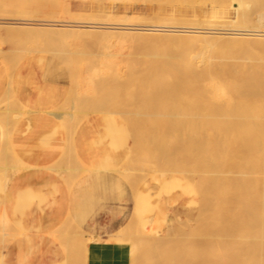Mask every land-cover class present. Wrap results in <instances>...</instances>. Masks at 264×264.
I'll return each instance as SVG.
<instances>
[{"label": "bare ground", "instance_id": "obj_1", "mask_svg": "<svg viewBox=\"0 0 264 264\" xmlns=\"http://www.w3.org/2000/svg\"><path fill=\"white\" fill-rule=\"evenodd\" d=\"M80 1L87 3L91 0ZM131 1L133 0H109V2L112 3H127ZM164 1L165 0H163V2ZM172 2H174L175 6L208 7L211 9L213 8V10L210 16H191L182 18L169 15L159 20L158 17L156 18L157 21L154 19V16L149 14L132 12L133 14L115 15L109 13L106 15L105 20L111 23H100L97 21L100 20L99 18H94L87 22H75L74 19H88V17L91 16L88 15V12L86 14L83 11L74 15L71 11L73 16L70 14V9L68 10V7H66L65 9L63 8L65 11V14H63L64 16L62 15L58 17L56 21L54 20L55 23L37 24L39 26L36 28L33 22L24 23L23 21L25 27L18 29V27L16 28V21H13L16 23V26H12L14 29L12 28L11 31L8 30L11 34L7 32V37L11 36L12 33H18L20 31L23 32L20 33L22 36L24 32H26V34L30 33V35H32L31 37H33V39L35 38V40H37L36 38L40 39V35L41 37L44 35V37L48 38L50 41L60 42L68 45V47H72L70 48L72 50L74 47L80 49L81 52L79 50L70 52V49H68L69 51H64L63 47L59 45L62 51L59 49L56 51V49L55 52H58L56 56L58 54L63 55L62 59L67 64L64 70L69 79L75 75H79L75 83L78 80L80 89L85 90H83L84 94L88 92L86 88L90 93L92 92L91 94H93V91H96L98 87H96V82H94V85L93 79L95 81V78L98 77L100 80L96 79L97 84H101L98 88L99 92L100 88L103 87L110 89L109 92H107L108 96H102L103 98H100L98 102L93 105V107L95 106L94 108L100 112H112L116 113V116L119 114V116L121 115L130 119L132 123L131 117H136L135 113L138 112L136 115H139L140 112L139 117H141L142 114L140 109H142V105L146 106L145 108L147 109H149L148 106H151L154 111L156 102H158L163 112H165L164 110H169L173 118L171 123L176 126L174 129V126L171 125V130H173L172 135L176 138L175 140L179 146L177 152L181 158L179 160L177 158L178 161H174L170 158L171 156L167 157L169 156L168 153L165 154H168L167 156L163 155V152H165L163 151L164 149H167L166 151L169 152L172 147L169 141H165L167 142L165 144H168L171 149L166 148L168 145L164 146V143H160L164 135L159 134L160 132H156L157 128L160 126L155 125L156 131H153L156 133L149 132V134L161 136H159V140L155 139V136H150L152 139L154 138L153 141L150 139L152 142L155 143L156 140L159 141L155 143V147L158 148L154 149L155 151L152 150L154 152L151 151V154L155 153V155H152H158L159 153H157V151L159 147L162 146L161 151L163 152L161 155L165 157L162 162L163 168L160 169L158 166L156 170H152L160 162L157 164L154 163L156 160H154L153 157H151L153 158L151 159L153 162L149 161L148 158L150 156L146 154L150 152L149 150L147 151L148 148H145L147 146H145L144 149L149 153H146V156L143 157L142 153L144 149L139 145V147H135V149L139 148L140 150V148H142L141 151H143L139 152L136 150L134 152H138V154L141 153L142 158L140 159L146 157V160L139 163L136 159L128 163V160H131V158H129L122 164L120 168L121 172L119 169L113 170L119 171L120 174H124L122 176L123 180L127 184L134 186L135 191L139 184L147 177L143 171L161 172L164 175L167 174L171 176H175L174 174L176 173L180 174L177 180L182 195L193 198V204L199 207L195 217H193L195 220L193 219L191 221L194 225H191V222L186 224L189 232L183 229L185 232L182 230L183 233L181 231L178 235V238L183 242H180L179 239L177 240V237L171 236L175 237V240L182 244V247H180L184 250L181 251V249L178 248L180 244L176 245L177 243H175L171 245L172 242H176L175 240L172 241L174 238L163 236L146 227L137 208L140 200L137 195H133L134 198L131 200L132 202L134 201L136 210L131 212L128 225L134 227L138 224L139 226L142 225L143 230H140L139 226L137 227L142 234H140L139 231L138 234L136 229L135 234L138 235L136 236L134 234V236H136L134 239H132V236H124V233L120 231L106 237H96L90 235L84 236V231L82 230L81 236H79V234L78 237L76 236L77 234L75 235L77 238L74 244L77 250H73L72 252H76L71 255L72 263L74 259L73 256H77L78 260L80 259V253H83L80 250L83 248L86 251L88 249H95L96 251H100V253L112 252L120 248V257L118 258H124L127 254H129V257L131 255V257H133H130L131 260L128 261L129 263L127 264H264V14L257 13L255 20L254 18L252 19L249 12L250 3L247 0H171V3ZM30 4L32 5L33 3L30 2ZM163 4H165V2L162 3V5ZM166 4L168 3L166 2ZM219 8L227 9V11L217 14V9ZM230 8L234 10L235 14L233 17H229L228 10ZM34 9L33 7L32 11H35L37 14V10ZM21 10L20 11L23 13V9ZM18 13L17 15L19 16ZM31 13H28V15H33L34 12ZM29 16L24 17V19L27 17L29 18ZM253 20L257 23L256 25L253 24ZM18 22L19 24L21 22V25L23 24L22 21ZM101 29L108 30L102 31ZM8 33L10 34L9 36ZM15 35L12 36L14 37ZM17 35L19 36V33ZM40 43H42V41H39V44ZM46 43L47 42L44 43L45 45L43 47L47 45ZM35 44L37 45V43ZM50 44L52 43L50 42ZM113 47L117 50H126V60L124 62L127 65L129 64V66L123 62L126 67H128L125 72L120 71L119 60H117L115 53H97L96 51V53H92L83 52L82 50L96 48V50L105 51ZM20 54H22V52ZM72 54L84 55L85 58H77L75 60L73 57H70ZM16 62L17 60L14 63ZM14 63L12 62L13 65ZM124 64L123 66H125ZM9 66H11V64ZM9 66H7L6 69L10 73L12 69ZM70 82V85L73 83L76 87L73 79H71ZM112 84L113 86H111ZM74 86H72V88ZM14 88V84L8 86L6 88L8 96L5 95L2 100L0 99L1 126L2 122L5 123L4 120L8 117H12L14 118L13 120L16 121L26 112V110H22L23 108L18 111L11 109L12 104L15 103L13 100L14 97H12ZM121 89L123 92L124 90L127 91V93H125L127 97H124V95V98L118 97L120 96L118 95L119 90L122 92ZM137 99H140L137 104L142 105L133 109ZM82 100H84V95L82 96ZM67 101L69 102V99ZM89 102H91L90 99ZM153 103H155V108L152 106ZM81 105L82 104H80V106ZM14 106H16V104H14ZM67 108H69V106ZM90 108H92V104ZM153 111L150 109L149 112L152 114L154 113ZM47 112L49 115H54V117L60 113H56L54 110ZM66 112L67 114L69 113V111ZM91 112L93 113V111ZM63 113L62 115H67L65 112ZM83 113L86 115L87 111ZM147 114L144 115L143 113L145 117ZM156 114L157 117H155L154 114H152V116L154 115V118H158L159 111ZM160 115H163V113ZM160 115L159 117H161ZM59 116L60 115L57 117ZM69 116H71V114ZM72 116H74V114ZM72 116L70 121L67 118V124L72 127L71 129L67 126V129H71L69 130L71 132L67 130L69 135L76 130L75 124H79L82 120H80L77 115V120L75 119L76 121L74 120L73 123L75 125L74 127V125L71 124L73 122L72 118L74 119L75 117ZM62 117L63 116L59 118L61 119ZM161 119L159 121H161ZM65 120L66 119H64V121ZM78 120L80 121L77 122ZM153 120L152 118V120L147 121V125H149L151 121L152 123H150L153 124L154 127ZM155 120L157 121L158 119ZM167 120L168 119H166V121ZM166 121L164 120L163 122V126L165 125V127L166 125L169 126ZM138 122L137 120V124H139ZM126 124H128V122ZM157 124L160 125V123ZM168 126L167 128H170ZM64 127L66 128V125H64ZM153 127L152 129H154ZM2 128H4V126ZM6 128H4L5 133L8 132ZM147 128L148 127H146V129ZM7 129L10 128L8 127ZM11 129L9 131H11ZM8 134L4 135V133H2V136L4 135V140L8 139ZM139 134L141 133L139 132ZM73 135L76 136V133L74 132ZM71 137L72 136L69 138L72 139ZM164 138L165 137H163V139ZM143 139L146 143L148 142L146 137H143ZM151 141L149 143H151ZM171 141L173 143V140ZM136 142H134L135 145ZM145 142L142 143L144 144ZM9 144L11 143L9 142L8 145ZM9 148L11 149L9 156L16 162L15 168H12L10 165L14 173H17L21 168H23V170H25V167L30 168V165H26L27 163L25 164L21 160L16 159L11 146ZM131 155L132 152H130L128 157ZM4 156H8V154ZM137 156L138 155H134V158ZM172 158L174 159V157ZM184 158L189 160V166L187 167L185 166L187 163H185L186 161H184ZM7 163L10 162H6V164ZM6 164H3L5 166L0 168V175L2 179H4V188L2 187L4 192L10 190L11 186V183L8 184L9 177L7 171L9 167H7ZM52 165L55 166V164ZM54 166L52 167L54 168ZM46 167L48 169L50 168L48 165ZM88 170L87 168L83 171L88 172ZM109 170L112 171L111 169ZM61 171L63 170H60V172ZM136 171L143 172L144 176L135 180L133 173L135 172L136 174ZM66 184L70 187L72 183L68 181ZM65 220L67 219H64V221ZM65 222L69 223V225L71 223L72 228L76 227L72 221L68 222L67 220ZM9 224L10 222L6 214L3 212L0 216V226L2 230L6 228L11 229ZM188 224L190 227L192 226V230L189 229L190 227L188 228ZM130 228L133 232V228ZM56 231L57 230H55V233ZM131 231L129 230L130 233ZM3 232H1L3 233V238H5V236H9V238L0 239V247L4 246V242H7V240H14L17 236L19 237L25 233L24 230L11 233ZM51 232L53 231L51 230ZM62 232L63 230L60 233ZM57 235L58 234L54 236L57 237ZM146 237L148 239H146ZM55 240L56 238L54 241ZM127 243L136 244H131L133 247H131V249L133 250L129 249V252L126 250L127 254H124L126 252L123 250V247L124 244ZM71 244L70 249L67 248L68 250L74 248L73 246L71 247ZM183 244L186 245V248ZM173 246L178 247L175 249ZM77 253L79 255H77ZM112 257V259H114V256ZM77 258L75 257L76 261ZM84 258L86 257L84 256ZM64 260L67 261V257ZM80 263L82 262L80 261L79 264Z\"/></svg>", "mask_w": 264, "mask_h": 264}, {"label": "rangeland", "instance_id": "obj_2", "mask_svg": "<svg viewBox=\"0 0 264 264\" xmlns=\"http://www.w3.org/2000/svg\"><path fill=\"white\" fill-rule=\"evenodd\" d=\"M172 1H175V0H172ZM247 1H249V3H250V11L249 12H250V16L252 19L254 18V20H255L257 13L264 14V5H262V4H264V0H256V1L255 0H247ZM30 2L33 4L35 3V4L34 5L32 4L33 5L32 6L30 4ZM157 2H161V3H157ZM164 2H165V4L162 5V3H164ZM164 2H163V0H133V1L127 2V3H112V2H109V0H97V2H96V0L95 1L91 0L90 2H87V3H83L80 0H42V2H41V0H20V1L19 0H0V74H2L3 81L6 84V86L4 88L5 91L3 92L2 97L0 99L2 100L3 96L5 97V95L8 96L6 88L10 85L16 84L17 82H20V84L24 88H27L28 90H30V94H32V96H33V94H35L39 90L40 91H42V90L47 91V88L49 86L59 87L62 90V96L60 99V103L58 104L56 109H54V111H56V113L60 112L58 115H60L59 117L63 116L62 117L63 119L61 118L63 121L59 117H57L58 116L57 114H56L57 116L54 117V115H49L48 112H46L48 116L52 117L51 120L57 125V128L55 129L56 130L55 134L56 135L61 134L67 141L66 148H65L64 152L62 153L58 163L54 167L55 173L60 178L64 179L65 183H67L68 181H69V183H74L81 176L83 178H85L86 176H90L89 174L96 172L95 177H98V180H96V187H98L100 191H101V189H103L104 191H105V189H107V193H108V197L107 196H104V197L100 196L99 197V204L102 202H107V201H109V199L112 200V198L111 197L109 198V196H112V197L114 196L113 200L114 201L116 200L117 202L121 203L123 201L122 196L124 194L129 193L130 199H132V198H134V196H136V195L138 196V194L141 191H144L146 188L150 187V185L152 186L157 181H165L167 184V185H165L166 187L160 188L159 189L160 193H159V195H157V197L159 198V196H160V198L157 199V197L155 196L156 197L155 200L153 199L154 202L158 201L156 204V210L151 211L153 209L152 206L151 207H149L150 205L148 206L150 212L148 211L147 215H149V216L153 215L155 217V219H154L155 222H154L153 226L148 225L144 220H143V223L146 225V227L148 229H151V230H153V231H155V232H157L163 236L165 235V236H168L169 238H174L172 240V241H174L176 239L175 237H177V240L178 239L180 240V238H178L179 237L178 235L181 233V231L183 229L185 231L187 230L189 232L186 224L188 222L190 223L193 219L195 220V218H193V217H195L196 211L199 208L193 204V198H191L190 196H187V195H182L181 188H180L179 182L177 180V177L180 174L176 173V174H174L175 176H171V175H167V174L164 175L161 172L155 173V172H149L148 170H147V172L143 171V172H145L147 177L139 184L136 191L134 189V186L127 184L123 180L122 176L124 174H122V173L120 174V172H121L120 168H121L122 164H124L125 160L127 161L129 158H131L130 161L128 160V163L133 162V160L135 161L136 159H137L136 161H138L139 163H142V161L146 160L145 159L146 157L144 159H140V158H142L141 153L138 154V152L137 153L134 152L136 150H138L139 152H142L143 150L141 151V149L142 148L144 149L145 146H147L145 148H148L147 151L149 150L150 153L147 152L146 149H144V151L142 153L143 157L147 155V156H150L148 158L149 161L153 162V160H151V159L154 158V160H156V162H154V163L157 164L160 162L152 170H156L158 166L160 167V169L163 168L162 162L164 161V158H165L161 155L163 151H165V152H163L164 156H167L169 154V156H167V157L171 156L170 158L174 161L175 160L178 161L181 158V157H179V154L177 152L179 146L177 144V141L175 140L176 138L174 137V135H172L173 130H171V127L174 126L173 128L175 129L176 126L173 123H171V120L173 118L171 117L169 110L168 111L164 110L165 112H163L162 111L163 109H162V107L160 108L158 102H156V108L154 106L155 103L152 104V106H154V108H155L154 111H153V108H151V106H148L149 109H147V108H145L146 106H143L142 104H137L138 101H140V99H141V97H140V99H137V101L134 100V101H136V104H134L133 109L142 105L141 106L142 109H140L141 107L139 108L141 110L142 115H141V117H139L140 112H139V115H136L138 112L135 113L136 117L133 116L135 119L133 117H131L132 123H131L130 119H127L121 115L119 116V114L117 115L118 116L117 117L116 113H112V112L110 113L109 112L110 113L109 114L107 111H105L106 113L102 111L103 112L102 113L99 110H97L96 108H94L95 106L93 107V105H95L100 98L108 96L107 92H109L110 89H107L105 87L100 88V92H101L100 93L98 88H99V85H101V84H97V81H96V79H99V77H98V78H95V81L93 79V83L96 82V85H97L96 87H98V88H96V91L94 92L93 90H91V91H93V94H91L92 92L90 93V91L86 88V90L89 93L87 92L88 94L87 93L84 94L83 93L84 89L83 90L80 89V87H79L80 83L78 82V80L75 83V80L79 78V75H75L74 77L71 78V79H73V82L76 85V87H75L72 83L71 85L74 86L72 88V86L70 85L71 79L68 78V76L64 70L65 65H67V64L62 59L63 55L58 54L56 56V54L58 53V52H55L56 49H57L56 51H58V49L62 51L60 46L63 47L64 51H69L68 49H70L72 47H70V46L68 47V45H65V44L60 43V42L50 41L48 38H45L44 35H42V37L40 35L39 36L40 39L36 38L37 40H35V38L33 39V37H31L32 35H30V33L26 34V32H24V34L26 36L24 34L22 36V34L20 35V33H23V32H21L20 30H19L20 32H18L19 36L17 35L18 34L17 32L12 33V35L16 34L17 36L15 35L13 37L11 35L13 38L11 36H9L11 34L9 31H11V29L13 27H15L16 25H17L16 28L18 27V29H20L21 27H25L24 26L25 22H27V23L33 22L35 24L36 28L39 26L37 24L41 25L42 23H44V24L55 23L54 20L56 21L58 19V17L65 14L64 9L66 7H68V10L70 9L69 10L70 14H72L71 11L74 13V15H77V13L79 14L80 12L84 11L86 14L88 12V15L91 16V17H88V19H84V18L78 19V20L74 19L75 22H78V21L79 22H87V21H90L91 19L99 18L100 20H97V21L100 23H111L110 21L105 20L106 15L109 13H112L115 15L133 14V13L149 14V15L154 16V19L157 21L156 18L159 17L158 18V20H159V19H161L165 16H169V15L176 16V17H182V18L183 17H191V16H196V17L210 16L211 12L213 10V8L211 9L208 7L202 8V7H192V6H175L174 2L171 3V0H165ZM166 2L168 4H166ZM38 3H39V5H38ZM143 3H145V4H143ZM33 7L37 10V14L35 11H32ZM61 8H62V10H61ZM21 9H23V13L21 12L22 11ZM224 11H227V9L219 8V9H217V14H221ZM228 11H229V17H233L235 14L234 10L232 8H230ZM25 12H26V14H25ZM27 12L28 13L34 12V13H33V15L29 16ZM17 13L22 18L19 17L17 15ZM26 16H29L30 20L28 17L24 19V17H26ZM19 19H22V20H19ZM13 21H16L17 24ZM18 21H22V23L24 21V23L21 25V22L19 24ZM253 24L256 25L257 23L254 21ZM101 30L107 31L108 29H101ZM7 32L10 33V34L8 33L9 37H7ZM33 36H36V35H33ZM10 38H11V41H10ZM36 41H38V42H36ZM39 41H42V43L39 44ZM43 42L44 43L47 42L46 44L49 47L47 45H46L47 47L46 46L43 47L45 45ZM50 42L52 44H50ZM35 43H37V45L39 44L38 45L39 48L37 47V45ZM75 50L76 51L79 50L81 52L80 49H76L75 47L73 50L70 49V52L71 51L74 52ZM82 50H83V52H92V53H96V52L97 53L98 52L99 53L100 52L115 53L117 60H119L118 62H119L120 71L125 72L128 68V67H126L127 64L124 62L126 60V56H125L126 50L125 49L117 50L116 48L113 47V48L107 49L105 51L98 50V49L96 50V48H93L91 50H90V48L88 50H86V49L85 50L82 49ZM21 52H22V54H20ZM119 55H122V56H119ZM57 57H61V58H57ZM70 57H73L75 60L77 58L78 59L79 58H81V59L85 58L84 55H75V54L70 55ZM16 60H17V62L14 63ZM12 62L14 63V65L12 64ZM10 64L12 67L9 66ZM123 64L125 66H123ZM7 66H9L12 69V71L10 73L6 69ZM127 66H129V64ZM123 67H124V69H123ZM20 73H21V77L19 79V78H17V74H20ZM7 75H9V76H7ZM7 77H9V78H7ZM101 82H102V80H101ZM94 85H95V83H94ZM111 86H113V84ZM72 91H74V92H72ZM125 93H127V91L124 90V92H123V90H122V92H121L119 90L118 95H120V96H118V97H121V98L127 97V95H125ZM83 95H84V100H82ZM123 95H124V97H123ZM138 95H141V94H138ZM19 96H20L19 93H15L14 91H12V97H14L13 100L15 101L14 104H16V106H14V104H12L11 109L18 111V110H21L23 108L22 110H24V111L26 110V112H24L23 116H21L16 121L13 120L14 118L8 117L7 119L4 120L5 123L2 122V126L0 123V130H2V131H0V168L4 167L5 165H3V164H6V162L11 163V164L10 163L6 164V166L9 167V170L7 171L8 177H9L8 178L9 179L8 184H10L13 181V178L20 177L22 174H24L26 171H28L30 169L29 167H25L24 168L25 170H23V168H21L17 173H14L13 170H11L12 168H15L16 162L14 160H12L13 158L11 156H9L11 153L10 152L11 149L9 147L11 146L12 152L14 153V156L16 157V159H19L26 164L27 162H25L24 158H25V156L30 155V150L26 149L25 146H22V144L20 142L22 140L23 141L30 140V136L36 133V132H34L33 124L37 123V121H38V117L35 116V114L33 112L29 111L27 109V107L22 105V103L19 99L20 98ZM68 99H69V102L67 101ZM89 99L91 102H89ZM1 100H0V102H1ZM77 102H79V103H77ZM18 104H19V106H18ZM80 104H82V105L80 106ZM91 104H92V108H90ZM87 105H89V106H87ZM68 106H69V108H67ZM78 106H79V108H78ZM80 107H82V108H80ZM89 109H93V110H89ZM145 109H147V110H145ZM150 109L154 112L152 114H154L155 117H157L156 113H158V111H159L158 118H154V115L152 116V114L149 112ZM2 110H3V108H2ZM65 110L69 111L71 116L74 114V116H72V117H75V118L74 119L72 118L73 122L71 120V122H72L71 125H74L73 123H74V120L76 119L77 115L79 116L80 120L82 119L81 121L80 120L77 121V122L80 121L79 124L77 123L78 125L75 124L76 125V130L74 131L75 133L79 132L82 129V127L88 126L91 128V133H89L87 135L88 139H89V145L91 146V149H89V150H91V152L98 151V158L96 156V157H93L92 159L94 161L96 160L99 162H104V164H103L104 167H102L104 169V171H100V173H99V171H96L95 169H93V166L91 165V163H86L85 160L80 161L78 158H76L75 148H74V144H73V141H74L73 138L75 137V135H73L74 132H72V134L70 133V135L68 134L69 132H71L69 130H71L72 127L67 124L68 123L67 120L69 119V121H70L71 116H69L70 114L69 113L67 114V112ZM48 111H50V110H48ZM86 111H87V114L85 115L83 112H86ZM91 111H93V113ZM63 112H65L67 115H62ZM72 112H73V114H72ZM142 112L144 113V115L147 113H150V114H147V116H146L147 118H146ZM162 113H163V115H160ZM159 115L162 117V119H161V117H159ZM64 116H65V118H64ZM148 116H150V117H148ZM53 118H55L56 120H54ZM152 118L154 120L158 119L157 121L153 120L154 127H153V124H151L152 123L151 121H150L151 123L149 122V125H147V123H146L147 121L152 120ZM64 119H66V120L64 121ZM160 119H161V121H159ZM163 119L165 121H166V119H168L166 122L169 124V126L168 125H166V127H165V125L163 126V122H164ZM137 120L139 121L138 122L139 124H137ZM162 120H163V122H162ZM134 121H136V122H134ZM127 122H128V124H126ZM157 123H160V125ZM64 125H66V128L64 127ZM75 125H74V127H75ZM155 125L160 126L157 128V131H156ZM3 126H4V128H6V126H7V128L9 127L10 129L11 128L12 129H11V131H9L10 129L6 128V131L8 130V132L5 133L4 128H2ZM67 126L70 127L71 129H69V128L67 129ZM144 126H145V128H144ZM167 126L170 128H167ZM146 127H148V128L146 129ZM152 127L154 129H152ZM145 129H146V131H145ZM137 130H138V132H137ZM153 130H155L158 133L160 132L159 134L164 135L163 137H165V138L163 139V137H162V142H160V143H164V146H166L168 144H165V143H167L165 141H169L172 149L170 148L169 145L166 148L171 149V151L167 152L166 151L167 149H164L163 151H161L162 150V148H161L162 146H161V147H159V149L161 148L160 150L159 149H158V151L156 150L157 153H159L158 155L154 156L155 153H152L154 155L151 154L152 150L158 148V147H155V145H156L155 143L159 140V136H161V135H159V136L157 135L158 136L157 137L155 134H153V135L151 134L152 136H155V139H158V140H156L155 143L152 142L154 140V138L152 139L150 137L151 135L149 134V132L154 133L155 131H153ZM1 132L4 133V135L9 133L7 135V137H8L7 140H4V137H3L4 135L2 136ZM139 132L142 134L143 137H146V139L148 141L147 143L144 140L145 138L143 139V137L141 136V134H139ZM145 132H147V133H145ZM137 135H139V136H137ZM145 135H148L149 138H148V136H145ZM68 136L69 137L72 136L71 137L72 139H70ZM141 137H142V140H141ZM150 139H152V141ZM171 140H173L174 144L172 143ZM141 141L145 142V143L143 144ZM150 141H151V143H149ZM9 142L11 144L8 145ZM134 142H136L137 146L134 144ZM139 145H141L142 148H140V150H139V148L135 149V147L137 148V147H139ZM15 147H17L18 149ZM151 147H153V148H151ZM87 148L88 147H84V150H88ZM173 149H175V150H173ZM154 151H152V152H154ZM130 152H132V155L130 157H128ZM5 153H7L8 156H4V155H7ZM71 153L74 155H72ZM146 153H149V154H146ZM166 153H168V154L165 155ZM134 155L135 156L138 155L139 157L137 156L136 158H134ZM151 157H153V158H151ZM172 157H174V159ZM158 158H159V161H158ZM177 158H178V160H177ZM9 159H11V160H9ZM160 159H162V160H160ZM68 160H70V161H68ZM184 161H186L185 163H187L186 165L184 163V165L186 167L189 166V160L187 158H184ZM12 163H13V165H12ZM10 165L12 168L10 167ZM26 165L29 166L28 163ZM68 165L71 167H69ZM58 168L60 170H63L66 173H64L63 171L60 172V170ZM83 168L84 169L88 168L90 171L89 170H88V172L83 171L84 170ZM70 169L72 171L77 170L80 172L76 171L77 173L74 174V171H73V174H72V171ZM109 169H111L112 171H110ZM113 169H119L120 172L113 170ZM160 169H158V170H160ZM106 170H109V171H106ZM68 171H70V172H68ZM138 172L136 174H135V172L133 173L135 180L140 178L141 176H144L143 172H141V171H138ZM0 173H1V171H0ZM78 173H79V176H78ZM141 173H143V174H141ZM12 174H13V176H12ZM133 174H132V176H133ZM106 175H107V177H106ZM71 176H73V177H71ZM3 180L4 179H2V177L0 175V202H1V199H2L3 193H4L3 192V188H4ZM167 187H168V189H166ZM151 193H152V191H151ZM101 197H102V199H101ZM35 199H36L35 196L30 197V190H28L27 188L24 187V188H22V190H20V193H19V195L16 196L14 204H13V210H12L13 216H9V222H10L9 227H11V229L6 228L5 230H2V228L0 226V229H1L0 239H2L4 237L3 231L8 232V233L16 232L18 230L19 231L24 230L25 233L29 231L30 228H28V226H26V221H25L29 218V215L26 212H28V210H30V206L33 204ZM132 200H130V201L132 202ZM133 203H134V201L132 202V204ZM40 204H41V201L39 202V205ZM103 208L104 207L100 206L101 211ZM150 208H152V209H150ZM116 215H121L122 219H121L119 227H117L114 231H110L111 233L106 231V226H102V227L97 226L96 227L95 224H90V225H88V227L82 228V227L76 226L75 223L72 221L73 224L77 227V228L76 227L72 228L71 223H70V225H69V223H66V222L62 223L64 225L61 224L59 227H57L55 229V230H57L56 233H55V230L50 233L52 238L53 237H54V239L56 238V240H57L56 245H57V247L60 250V253L62 255V260L55 262L54 264H63V263L79 264L80 261L82 262L80 264H127V263H129L128 261L131 260L130 257L132 255L129 257V254H127L126 250H128V252H129L130 251L129 249H131L132 245H135L136 243L135 244L134 243L124 244L123 250H125V252H126L124 254H127V255H125L126 258L125 257L124 258H118V257H120L119 256V249L120 248H118L112 252H101V253H100V251H96L95 249H93V250L88 249L86 251L83 248L80 251L85 253L86 255L83 253L81 254L79 252L80 256H81V257L78 256V257H80V259H79L80 261L78 260L77 256H73V258H74L73 263L71 262V260H72L71 255L76 253V252H74V253H72V252H73V250H75V251L77 250V249H75L76 247H75L74 242L76 241L78 234H79V236H81L83 231H84L83 232L84 236L90 235V236H96V237H106V236H109L110 234H113L117 231H120L121 233L122 232L124 233L123 234L124 236H132L133 237L132 239H134V238H136V236L140 232L138 229L140 228V230H143L142 225L139 226V224H138L135 227L128 225L129 218H130V215H128V213H125L124 215H123V213H119V214L117 213ZM69 221H71V220L68 219V222ZM190 224L194 225L193 222H191ZM126 226L129 228H127ZM138 226H139V228H137ZM183 226H185V227H183ZM130 227L133 228L132 229L133 232L131 231ZM189 227H190V225L188 226V228ZM191 227L189 229L192 230L193 228H191ZM79 228L81 229V231ZM136 229H137V233H138L137 235L135 234ZM62 230H63V232L60 233ZM129 230L131 231L132 235L129 232ZM70 231H72V232H70ZM183 231H182V233H183ZM1 232H3V233H1ZM56 234H58L59 237H58V235H57V237H55L54 235H56ZM92 234H94V235H92ZM134 234L136 236H134ZM140 234H142V232H140ZM21 236H19V237H21ZM171 236H175V237H171ZM19 237L17 236V238H14V240L13 239L12 240L6 239L7 242H4L5 245L0 248V254H4L5 251H7V249L11 246V244L15 240H17ZM68 237H69V239H68ZM5 238H9V236H5ZM5 238H3V239H5ZM146 239H148V238L146 237ZM177 240H175L176 242H174V243L172 242L171 245H173L175 243H177L176 245H179L180 242H183L182 240H180V242H178ZM70 244H71V247L72 246L74 247L73 249L71 248L72 250H68V249H70ZM181 245L182 244H180L179 247L178 246H173V247H175V249H177L176 247L181 249V247H182ZM183 246H185V248H186V245L183 244ZM131 250H133V249H131ZM182 250H184V249L182 248L181 251ZM65 254H66V256H65ZM77 255H79V254L77 253ZM84 256L86 258H84ZM112 256H114V259H112L113 258ZM66 257H67V261L64 260ZM75 257L77 258V261L75 260ZM131 258H133V257H131ZM64 261H66V262H64Z\"/></svg>", "mask_w": 264, "mask_h": 264}, {"label": "crops", "instance_id": "obj_3", "mask_svg": "<svg viewBox=\"0 0 264 264\" xmlns=\"http://www.w3.org/2000/svg\"><path fill=\"white\" fill-rule=\"evenodd\" d=\"M20 77L21 73L17 74V78L20 79ZM5 85L3 76L0 74V98L5 91ZM14 85L13 91L20 94L19 99L22 105L38 117V122L36 123L37 125L33 124L36 133L30 136V140H22L20 142L22 146L30 150V155L24 158L30 165V169L20 177L13 178L10 190L5 192L3 190L4 193L0 202V216L5 212L9 220V216H12L15 198L24 187L30 190V197L35 196L36 199L30 206V210L26 212L29 215V218L25 220L26 226L30 227L29 231L15 240L4 254H0V264H54L62 260V255L56 245V241L51 238L49 233L67 221L69 216V220L73 218L71 221L78 227L83 228L88 227L90 224H95L96 227L106 226V231L111 233L110 231H114L119 227L122 219L121 215L116 214L123 213L124 215L128 213L130 215L132 211L136 210V207L135 203L132 204L130 201L129 193L122 196L123 201L121 203L114 201V196H109L112 200L109 199V201L99 204V197H108V193L107 189L105 191L101 189L100 191L96 187V180H98V177H95L96 172L89 174L90 176L85 178L81 176L68 187L52 167L54 166L52 164L56 166L58 163L61 153L66 148L67 141L61 134H55L57 125L51 120L52 117L46 114L48 110L56 109L60 103L62 90L57 86H49L47 91L39 90L32 96L30 90L24 88L20 82ZM53 119L56 120L55 118ZM89 133H91V128L88 126L82 127L76 133L73 141L75 156L80 161L85 160L86 163H91L93 169L100 173V171H104L102 168L104 167V162L96 160L95 162L92 159L96 156L98 158V151L91 152L89 150L91 149L87 136ZM84 147H88V150H84ZM46 164L50 167L49 169ZM76 171H74V174ZM165 185H167L165 181H157L138 194L140 200L137 207L138 211L142 219L150 226H153L155 217L147 215L148 211L150 212L148 206H152L153 209L150 208L152 209L151 211L156 210L158 201L154 202L153 199L155 200L160 193L159 189L166 187ZM159 198L157 197V199ZM40 201L41 204L39 205ZM100 206L104 207L102 211ZM64 219L67 220L64 221Z\"/></svg>", "mask_w": 264, "mask_h": 264}]
</instances>
